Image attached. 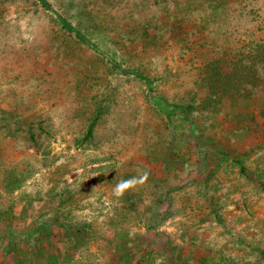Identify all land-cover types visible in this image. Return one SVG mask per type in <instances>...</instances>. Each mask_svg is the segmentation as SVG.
I'll return each instance as SVG.
<instances>
[{
    "label": "rangeland",
    "instance_id": "1",
    "mask_svg": "<svg viewBox=\"0 0 264 264\" xmlns=\"http://www.w3.org/2000/svg\"><path fill=\"white\" fill-rule=\"evenodd\" d=\"M184 1L179 12L174 0H0V216L10 226L27 231L30 212L89 224L76 264H103L139 238L149 264H264V87L228 116L202 93L203 65L264 41V0ZM224 118L246 129L226 132ZM125 176L151 208L129 231ZM14 204L20 216L7 212ZM14 238L0 264L32 256Z\"/></svg>",
    "mask_w": 264,
    "mask_h": 264
},
{
    "label": "trees",
    "instance_id": "2",
    "mask_svg": "<svg viewBox=\"0 0 264 264\" xmlns=\"http://www.w3.org/2000/svg\"><path fill=\"white\" fill-rule=\"evenodd\" d=\"M225 1L232 2V4H241L243 0H208L209 5L215 10L225 4ZM175 2L178 4L175 5L178 7L179 12L185 11L183 8L184 0H174ZM59 22L61 27L67 31H74V28L70 27L66 20H59ZM202 70V80L204 81L202 83L204 86L202 93L206 94L203 100L214 98L218 101H225L222 103V108L228 111L226 115L228 116L230 114L228 107L235 111L236 106L232 104H235L241 97L244 98L248 94H256V90L263 89L262 87H264V41L254 44H244L241 49L237 48V52L234 54H226L225 52L220 55L218 54L207 62L205 66L203 65ZM225 103L226 106H224ZM175 108L177 107L175 106ZM260 113L264 114V112ZM238 119L234 123L224 118L222 122L225 131L227 132L228 125L231 124L232 126V123L234 124L230 130L231 134L238 133V131L241 132L244 130L243 128L246 129L247 125L245 126L242 122L243 120ZM240 169L242 171L240 172L241 175L245 171V168L241 167ZM119 181V186L123 191L119 205L123 212L119 216L122 220L120 228L129 231L131 222L140 215L147 219L151 213V208L149 205L144 206L142 200L138 199V196H134V191L130 190L127 186V176L120 178ZM62 193H66L67 197H70L67 190H64ZM22 204L17 206L15 204L12 205L10 208H7V212L11 213V216H20L22 214L21 208H24ZM60 206H63V202L60 203ZM211 211L214 214L216 213L214 209ZM34 216L33 213H29V219L31 220L26 223L27 231L23 229L19 231L15 225L17 230L14 229L10 226V218L4 220L0 216V233L5 235V240L7 241L5 248V242H0V260H5V258H8V255H12L17 251L16 244L18 243L15 242L14 238L17 237L20 242H26L27 248L25 250L29 254H32V256H26L28 258L27 260L25 259L26 264H76V261H73L76 252L87 247L86 240L83 236L78 237L80 233L77 232H81L82 228L83 231L89 232L90 225L85 222H77L75 226H67L57 217L47 221L45 219L39 221L32 219ZM216 219L218 220V218ZM145 231L146 234H150V227ZM75 233L78 235L74 236ZM43 244H46L47 251L41 246ZM146 249L145 244L140 245V238L135 241V244L131 248L130 245L118 246L117 244L109 255H106L103 264H149L148 257L150 255H146ZM178 255L181 257L182 253L180 252ZM14 257V262L8 264H19L20 258ZM4 264H7V262Z\"/></svg>",
    "mask_w": 264,
    "mask_h": 264
}]
</instances>
